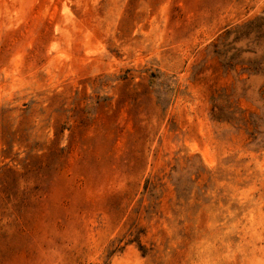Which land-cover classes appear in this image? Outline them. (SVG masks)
Here are the masks:
<instances>
[{
  "label": "rangeland",
  "instance_id": "obj_1",
  "mask_svg": "<svg viewBox=\"0 0 264 264\" xmlns=\"http://www.w3.org/2000/svg\"><path fill=\"white\" fill-rule=\"evenodd\" d=\"M0 264H264V0H0Z\"/></svg>",
  "mask_w": 264,
  "mask_h": 264
}]
</instances>
